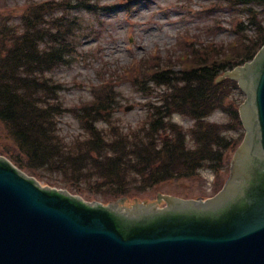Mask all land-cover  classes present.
<instances>
[{"label": "trees", "instance_id": "16d2710c", "mask_svg": "<svg viewBox=\"0 0 264 264\" xmlns=\"http://www.w3.org/2000/svg\"><path fill=\"white\" fill-rule=\"evenodd\" d=\"M225 2L244 9L241 14L245 19L240 16L234 26L236 39L226 46L203 44L192 53L195 58L190 62H196V67L154 74L152 81L167 90L150 105V118L144 125L112 128L110 119L103 116L115 103L110 90L90 109H82L87 137L71 144L59 133L63 90L49 75L69 63L75 52L67 23L61 20L59 26L52 24L51 28L50 22H41V12H36L23 26L0 27V125L22 156L12 161L24 168L20 161L25 160V167L34 171L44 167L54 172L72 171L78 180H89L90 187L96 186L95 192L111 198L194 178L203 168L219 176L225 154L241 143L244 128L239 114L241 101L232 100L234 93L242 95L238 83L217 79L253 60L264 46V0ZM216 111L227 113L229 124L208 122ZM176 114L192 121V127L184 130L175 123L172 118ZM99 123L108 124L110 129L98 128ZM91 179L96 182L91 183Z\"/></svg>", "mask_w": 264, "mask_h": 264}, {"label": "water", "instance_id": "95a60500", "mask_svg": "<svg viewBox=\"0 0 264 264\" xmlns=\"http://www.w3.org/2000/svg\"><path fill=\"white\" fill-rule=\"evenodd\" d=\"M225 77L247 96L246 136L217 196L123 213L46 187L0 157V264H264V46Z\"/></svg>", "mask_w": 264, "mask_h": 264}, {"label": "rangeland", "instance_id": "374dc122", "mask_svg": "<svg viewBox=\"0 0 264 264\" xmlns=\"http://www.w3.org/2000/svg\"><path fill=\"white\" fill-rule=\"evenodd\" d=\"M223 1L226 0H0V27L23 26L36 12H41V22H50L51 28L52 24L59 26L61 20L67 23L75 52L69 63L49 75L63 90L60 96L64 112L58 119L59 133L71 144L87 137L82 109H90L101 94L113 90L110 99L115 103L103 114L110 119L112 128L113 125L124 130L139 128L150 118V105L167 90L152 81L154 74L196 67V62H190L195 58L192 59V53L203 48V44L219 47L233 42L237 37L233 25L240 21L244 9L233 8ZM247 27L252 30L249 24ZM232 97L241 102L246 98L237 93ZM128 107L132 109L127 111ZM173 121L184 130L193 125L181 115H175ZM208 121L227 125L230 118L227 113L216 111ZM107 125L99 123L98 128L110 129ZM238 147L225 154L219 176L203 168L194 178L166 182L143 192L133 190L124 198L98 194L96 186L90 187L89 180H78L72 171L54 172L47 167L34 171L25 167V160L20 162L25 168L21 169L31 178L54 190L67 191L84 202L118 204L123 208L155 204L163 208L166 202L160 195L193 201L214 197L228 181L229 167ZM0 157L22 158L1 125ZM95 182L96 179H91V183Z\"/></svg>", "mask_w": 264, "mask_h": 264}, {"label": "flooded vegetation", "instance_id": "af4514ba", "mask_svg": "<svg viewBox=\"0 0 264 264\" xmlns=\"http://www.w3.org/2000/svg\"><path fill=\"white\" fill-rule=\"evenodd\" d=\"M160 199L163 201H166V198H165V196L163 197V196H160ZM166 203L168 204V201H166Z\"/></svg>", "mask_w": 264, "mask_h": 264}]
</instances>
